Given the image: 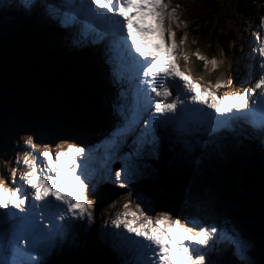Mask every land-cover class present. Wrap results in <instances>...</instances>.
<instances>
[{
	"label": "rangeland",
	"instance_id": "374dc122",
	"mask_svg": "<svg viewBox=\"0 0 264 264\" xmlns=\"http://www.w3.org/2000/svg\"><path fill=\"white\" fill-rule=\"evenodd\" d=\"M40 1L16 0V3L18 7L32 10L33 16L39 15L45 23H56L63 29L68 27L73 35L71 41L76 43L74 47L78 50L85 48L87 46L85 43L91 39V45L95 44L93 46L99 56L96 64L102 78L99 83L103 86L96 85L100 92L96 104L97 112H91L87 118H82L74 105L66 101L51 102L48 106L41 101L32 102L33 106L36 105L33 115L38 116H34L32 120H13L7 117L8 115L1 117L0 181L10 189L21 185L27 189V185L20 179L29 171L24 164V157L28 156L30 160L36 157L42 163L43 158L39 153L49 151L54 155L55 152L64 150L71 144L85 149L84 155L79 158L81 166L78 171L87 185L86 203L91 204L92 207L87 208L81 217L78 210H74L75 214L67 213L66 206H63L64 220H54L55 224L63 227L49 239V242H44V239L39 240L38 247L32 252L31 257L28 255V252L32 251L31 238L24 244L19 242L20 244L17 245L10 241L11 233L8 232L6 241L1 235L0 242H4V245L6 242V248H0V264H137L136 257L134 259L125 256V252L133 255V250L129 251L127 248L130 246L129 240L132 239L133 234L129 235L123 225L117 228L112 224L118 215L121 219H131L130 216L123 215L126 212L136 213L137 216L143 213L140 222L144 217L155 221L161 216H167L169 220H178L181 225L192 227L194 231H198L201 227L216 228L217 231L212 233L208 246H196L200 254L205 256L206 264H264L260 245L256 244L248 232L249 224L242 221L241 215L237 214L238 209L234 206V197H238V184L228 177L232 167H241L251 156L249 151H253V145L257 158H260L258 159L260 166L264 168V130L258 133L256 138L251 133L253 136H250V140L255 138L252 145L234 143L229 141L231 137H226L236 134L233 131L234 123L223 120L219 128L210 133L221 131L223 126L224 131L209 135L214 137L223 132L229 134L221 138L223 141L217 143L209 141V138L202 141L194 140V138H203L191 136L187 120H193L194 113L191 109L199 108L191 100L192 94L183 88L182 81H168L169 84H173L170 89L172 96L168 101L180 97L183 112L176 117L184 121L187 119L188 125H178L175 120L164 122L165 117L159 116L154 109V103L158 98L150 90L145 91L147 85L139 82L146 78L142 73L135 74L136 65L127 59L126 51L122 52L119 37L108 32L105 26L94 22L93 24L100 30H96L97 34L93 28H86L87 31H84L79 17L81 15L84 19L86 17L83 15V10H78L81 9L83 0H79V4L70 0H44L43 4L34 10ZM218 1V8L221 10L216 20H213L210 26H203L209 33L206 37L195 39V47L199 50L200 56L206 58L212 69L218 70L219 74L214 84L196 79L189 68L180 62L184 49L179 41L181 35H186L188 32L182 24L181 13L178 10H176L177 22L168 25L166 21V26H170L176 34L174 40L177 43L176 63L179 70L219 99L224 95L252 88L258 78V55L253 49L258 47L257 36L264 35V27H261V20L264 18V0H255L252 8L244 15H239L237 12L240 6L239 0ZM164 2L169 8L173 7L170 5V0ZM207 5L212 8L210 2ZM96 11L104 10L96 9ZM86 21L88 22L87 19ZM217 29H221L220 33L227 30L238 33L243 30L245 35L240 41L235 42L236 39L231 41L232 48L227 55L224 48L217 44L214 34ZM103 32H105L104 36L101 37ZM107 35L109 38H106ZM113 37L116 38V42L112 40ZM235 53L240 57V61L234 64L232 58L235 57ZM213 59L216 61L215 67L211 63ZM183 63L186 64L185 59ZM231 66L235 67L233 72L229 69ZM236 70L240 75L233 80L231 74H236ZM206 75H210V72ZM221 82L227 86L216 88L215 85ZM9 95L6 94V97L8 98ZM17 97L20 99L22 95ZM246 118L250 128L258 125L252 126L251 120ZM153 120L157 122L153 123ZM192 126L195 132V127ZM201 128L207 131L205 126ZM166 130L172 135L165 132ZM248 130L252 131V129ZM29 140L31 144L26 143ZM127 140L130 141L131 146L127 145ZM161 145H165L170 152L169 161L164 162V165L175 167V180L181 181L178 186L181 188L180 192L169 193L163 188L159 179V169L155 168L150 160H155L158 156L157 148ZM230 152H234L236 158ZM40 166L41 164H38V167ZM160 167L163 168L161 164ZM192 169L195 172H192ZM221 169H224L222 171L228 176L224 177L220 174ZM182 170H184L183 174ZM117 172L120 173L119 178ZM195 177L200 178L201 182L196 181ZM254 179H258V176L255 175ZM106 184L110 185V189L107 190L108 197L115 199L96 215L95 193L100 190L101 185ZM27 192L28 200H31V189H27ZM34 203L30 201L32 206ZM27 206L29 209L32 208L28 205V201ZM44 224L51 228L48 221ZM8 230H11V227L6 232ZM131 246L132 248L135 246L139 260L140 250L134 243H131ZM19 255L20 257H17ZM25 256H28L26 262ZM225 256L230 259L224 260ZM1 257H5L4 261Z\"/></svg>",
	"mask_w": 264,
	"mask_h": 264
},
{
	"label": "snow or ice",
	"instance_id": "6c2138e0",
	"mask_svg": "<svg viewBox=\"0 0 264 264\" xmlns=\"http://www.w3.org/2000/svg\"><path fill=\"white\" fill-rule=\"evenodd\" d=\"M177 8L179 5L169 8L164 0H83L81 4L86 19L105 26L108 32L119 37L127 59L138 66L137 72L146 78L139 82L146 84L147 89L158 98L154 109L159 116L165 117L164 122L174 121L176 116L183 112L179 96L168 101L172 96L170 89L173 87L168 81L177 80L182 81L183 88L192 94L190 98L194 103L206 104L221 117L228 114L234 117L249 116L256 112L258 105L264 114V92L259 94V99H250L257 89L264 88V35L257 36L258 47L253 49L258 55L259 72L254 86L218 99L208 89H201L200 85L194 83L177 67V43L174 40L176 34L170 26H166V21L168 25L177 22ZM261 27H264V18L261 20ZM179 43H184V37L180 38ZM196 56L207 63L206 58L200 56L199 52ZM184 59L187 60V57ZM211 63L215 67L214 59ZM226 86L223 82L215 85L216 88ZM156 122L153 120V123ZM261 127L264 129V116L261 119ZM26 143L31 144V141ZM84 152L85 149L70 144L54 155L49 151L39 153L43 158L42 163L36 157L31 160L28 156L24 157V164L29 171L20 179L27 185V189H31V200L35 202L31 209L27 206V189L22 185L10 189L0 181V212L16 217L20 225L29 228L27 235L17 236L16 239L24 244L35 234L32 251L28 252L29 257L36 251L39 240L51 239L63 227L53 222L55 219L64 220L63 206H66L67 213L75 214L74 210H78L81 217L87 208L92 207L86 203L87 185L78 171L81 166L79 158ZM38 164L41 166L38 167ZM116 175L119 178L120 173L117 172ZM9 209L16 211L8 212ZM44 210H48L53 216V220H49L51 228L49 225L35 223V213ZM123 215L130 216L131 219H121L118 215L112 224L117 228L123 225L127 233L141 238L132 242L140 250L137 264H206L205 256L200 254L196 246H208L212 233L217 231L216 228L201 227L194 231L192 227L181 225L178 220H169L167 216H161L155 221L144 217L140 222L143 213L140 216L132 212Z\"/></svg>",
	"mask_w": 264,
	"mask_h": 264
},
{
	"label": "trees",
	"instance_id": "16d2710c",
	"mask_svg": "<svg viewBox=\"0 0 264 264\" xmlns=\"http://www.w3.org/2000/svg\"><path fill=\"white\" fill-rule=\"evenodd\" d=\"M239 1L240 6L237 8L239 15L247 14L246 11L255 3V0ZM43 2L44 0H41L34 10ZM209 2L212 8L207 5ZM218 2V0H170L171 6L179 5L177 10L181 13L182 24L188 32L181 35L184 37V50L180 62L189 68L196 79L211 84L215 83L218 70L212 69L205 60L197 59L196 53L199 50L195 47V39L206 37L209 33L203 26H210V23L216 20L221 10L218 8ZM33 14L32 10L18 7L16 0H0V93L3 90L32 89L36 97L47 102L54 99L69 100L84 118L89 117L91 112H97L96 104L100 92L96 85L103 86L99 83L102 78L96 64L99 56L94 49L95 44L91 45L89 39L87 41L89 43H85L87 46L78 50L74 47L76 43L71 41L73 35L68 27L63 29L56 23H45L39 15ZM219 30L221 29L214 32L217 44L229 55L231 41L234 39L235 42L240 41L245 35L244 31L235 33L227 30L220 33ZM234 55L232 60L235 64L240 61V57L236 53ZM184 57H187L186 64L183 63ZM234 68L231 66L229 69L233 72ZM207 72H210V75H206ZM239 75L237 70L236 74H231L233 80ZM127 145L131 146L129 140ZM230 154L236 158V155ZM169 158V150L165 145H161L155 160L163 166V170L166 169L164 162H168ZM255 175L258 179H254ZM229 177L238 184L244 194L251 186L264 187V168L251 156L241 167H232ZM239 198L234 197V206L237 208ZM239 213L241 215L242 212ZM242 221H246L245 216H242ZM248 232L253 237L250 227ZM255 242L258 245L256 239Z\"/></svg>",
	"mask_w": 264,
	"mask_h": 264
},
{
	"label": "water",
	"instance_id": "95a60500",
	"mask_svg": "<svg viewBox=\"0 0 264 264\" xmlns=\"http://www.w3.org/2000/svg\"><path fill=\"white\" fill-rule=\"evenodd\" d=\"M31 90L32 89L24 90V91L3 90V92L0 93V119L4 115H8L7 117H11L13 120L14 119L19 121L32 120L34 116L38 117L36 115H33L34 107L36 105L33 106L32 102L41 101L45 106H48V103L51 102L64 101V100L54 99L47 102L39 97H36V95L32 92L33 90L32 91ZM8 93L10 95L7 98L6 94ZM20 94L22 95V98L19 99V97L17 96H19ZM12 96L14 98H12ZM66 102L72 103L69 100H66ZM74 107L77 110V112L80 114V116L84 118L75 105ZM0 132H2V129ZM151 162L155 168L159 169L158 170L159 179L162 182L163 188L169 193L180 192L181 188H179L178 186L181 183V181L175 180V176H176L175 167L173 165L169 167H166L164 165L166 169L163 170V168L160 169V163H157L156 160H151ZM222 170L224 169H221V171H219L220 174H222L224 177L228 176V174H226V172ZM108 189H110L109 184L101 185L100 190L95 193L94 212L96 215H98L104 207L110 205L115 199L113 197H108V193H107ZM237 191H238V196L240 197L237 201L238 208L237 207L235 208L238 209L236 210L238 211L237 214L240 215L239 211H241L242 212L241 219L242 216H245L246 221L243 222L249 224V227L253 232V238L254 240L256 239L258 241V245H260L262 255H264V187L260 185L251 186L245 194L239 187Z\"/></svg>",
	"mask_w": 264,
	"mask_h": 264
},
{
	"label": "bare ground",
	"instance_id": "6f19581e",
	"mask_svg": "<svg viewBox=\"0 0 264 264\" xmlns=\"http://www.w3.org/2000/svg\"><path fill=\"white\" fill-rule=\"evenodd\" d=\"M48 1V0H47ZM56 1V0H55ZM71 1H74V2H76L77 4H79L80 3V1L79 0H70V2ZM82 2V1H81ZM83 3V2H82ZM52 5H55V4H52ZM93 8H95V6H92ZM79 11H82V9H78ZM98 10H100V9H98ZM79 19H81V23H82V26L84 27V31H87V30H85L86 28H88V29H90V28H93V29H95V31L99 28L98 26H95L94 24H93V22L91 23V20H88V22H89V24H87L88 22L86 21V19H84L83 18V16L81 15L80 17H79ZM83 22H85V23H83ZM89 31V30H88ZM98 31H100L99 29H98ZM96 34L98 33L97 31L95 32ZM104 33L105 32H103L100 36L101 37H103L104 36ZM107 33V32H106ZM94 34V33H93ZM118 37V36H117ZM100 38V37H99ZM106 38H109V36L107 35V37ZM114 39H112V38H110V39H112V40H114L115 41V37H113ZM108 40V39H107ZM110 41H107V43H109ZM116 42V41H115ZM121 45V44H120ZM120 48H121V50H122V52H123V48H122V46H120ZM133 54L135 55V53L133 52ZM122 55H123V53H122ZM124 57V56H123ZM244 59L246 60V58L244 57ZM254 63V62H253ZM125 65V64H124ZM136 67V72H135V74L137 73L138 74V72H137V67L138 66H135ZM135 70V69H134ZM136 74V75H137ZM251 81V80H250ZM146 89L147 88H145V91H146ZM201 89H203V88H201ZM251 98V97H250ZM197 104V103H196ZM197 108H199L198 110L197 109H191V111L194 113V115H192V117H193V120H191V121H188L187 119V122L189 123V125H188V123H186V120L184 121V120H182V119H180L179 117L177 118H175V122L176 123H178V125H188L189 127V130H190V132H191V136L193 137V135H195V136H202V138L203 139H196V138H194V140H197V141H202V140H204V139H208L209 138V141L211 140V141H215V142H219L220 140H221V138H224L226 135H229V134H225L224 132L223 133H221L220 135H217V136H214V137H211L212 135H215V134H217V133H219V132H222V131H224V126L222 127V129H221V131H218L217 130V132L216 133H210V132H213V131H215L217 128H219V124L220 123H222V122H224L223 120H230L231 122H233L234 123V125H233V131H234V133H236V134H233V136H226V137H231V139L229 140V141H234V143L235 142H242V143H244L245 145L247 144V143H249V144H253V142H254V139L257 137L256 135L258 134V133H262L263 132V130L264 129H262V127H261V125L259 124V123H257L256 121H254L253 120V117H254V115L257 113V111L254 113V114H252V115H249V116H245V117H242V118H240V117H234L232 114H228V115H226V116H223V117H221L219 114H217L213 109H209L208 107H207V105L206 104H197ZM168 115H170L171 116V114H168ZM186 116V115H185ZM258 116H263V114L262 113H260V114H258ZM207 117H209V118H207ZM246 117H248V119L249 120H251V122L253 123L252 124V126H254V124H258L257 126H255V128H250V126H249V124H248V121H247V118ZM217 120H219V121H217ZM221 120V121H220ZM207 122V123H206ZM206 124H208V126L206 125ZM171 125V124H170ZM192 125H194V127H195V132H193V126ZM202 126H205L206 127V132L204 131V130H202ZM235 126V127H234ZM237 128H239V129H237ZM258 128V129H257ZM165 129H166V127H165ZM228 129V128H227ZM248 129H252V131H250L249 132V130ZM257 129V130H256ZM256 131V132H255ZM165 132H167L169 135H172V133L171 132H169V130H166ZM193 132V133H192ZM251 133H253L254 134V136H255V138L253 139V140H250V136H253V134H251ZM209 135H211V136H209ZM248 137V138H247ZM214 139H217V140H214ZM237 140H239V141H237ZM221 141H223V140H221ZM225 145H227V143H225ZM250 145V146H251ZM251 148V147H250ZM255 148V145H253V151L251 152V151H249V153H251V157H256L255 159H260V158H257V153H256V149H254ZM159 149V147L157 148V150ZM259 161V160H258ZM260 162V161H259ZM198 168V167H197ZM201 170V169H200ZM194 170L192 169V172H193ZM183 172H184V170H182V174H183ZM195 172V171H194ZM188 173H190V172H188ZM184 176H186V175H184ZM182 177H183V175H182ZM196 181H198V182H201L200 181V178H197V177H195L194 178ZM193 181V180H192ZM196 185H197V183H196ZM31 196V195H30ZM29 197V196H28ZM30 201L31 200H28V205H30V206H32L31 204H30ZM33 207V206H32ZM47 214H51L50 212H48ZM50 217H51V220H53V217L50 215ZM17 221V219L15 220V217H10L9 218V221H8V224H9V227H11V230H8L7 232H6V230H5V228L4 227H1V224H0V234L2 235V236H4L5 235V237H6V239H5V241L6 240H8V232L9 233H12V230H13V227H14V225H15V222ZM193 222H196V220H192ZM35 223L36 224H39V222L36 220V218H35ZM18 226H20V224L18 223ZM4 230V231H3ZM92 229H90V231H91ZM93 231V230H92ZM5 232H6V234H5ZM35 235V234H34ZM129 235H131V234H129ZM134 235V234H133ZM133 235H131L132 236V239L131 240H129L130 241V246H127V248H128V250L130 251V250H133V255H130V254H128V253H126L125 252V256L126 255H128V256H131L132 258H134L135 259V257H136V259H135V262H137L138 261V252L136 253V250H135V246L132 248V246H131V243L133 242V241H137V240H139L138 239V237H135V236H133ZM31 238V241H33V239L34 238H36L35 236L32 238V237H30ZM29 240V239H28ZM27 240V241H28ZM44 242H49V239H44L43 240ZM120 243V242H119ZM0 244H1V246H0V248L2 249V248H6V242H5V245H4V242H0ZM20 244V243H19ZM30 244H31V242H30ZM32 247V244L30 245V248ZM120 247H122V245L120 244ZM7 248H8V246H7ZM119 250V249H118ZM17 251V250H16ZM28 251V250H27ZM6 253V252H5ZM20 253V251H18V254ZM121 254V253H120ZM120 254H118V256H120L121 257V255ZM23 255H25L24 253H23ZM4 256H5V254H4ZM123 257V256H122ZM2 258V261H4V259H5V257H1ZM227 258H228V260L230 259L228 256H225L224 257V260H227ZM24 259H25V262H26V260L28 259V256H25L24 257ZM121 261H123V260H121ZM131 264V263H130ZM135 264V263H134Z\"/></svg>",
	"mask_w": 264,
	"mask_h": 264
}]
</instances>
